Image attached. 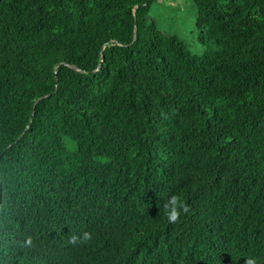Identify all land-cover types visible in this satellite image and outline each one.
Here are the masks:
<instances>
[{
  "label": "trees",
  "instance_id": "1",
  "mask_svg": "<svg viewBox=\"0 0 264 264\" xmlns=\"http://www.w3.org/2000/svg\"><path fill=\"white\" fill-rule=\"evenodd\" d=\"M159 1L0 0V264H264V0Z\"/></svg>",
  "mask_w": 264,
  "mask_h": 264
},
{
  "label": "rangeland",
  "instance_id": "2",
  "mask_svg": "<svg viewBox=\"0 0 264 264\" xmlns=\"http://www.w3.org/2000/svg\"><path fill=\"white\" fill-rule=\"evenodd\" d=\"M191 0H160L151 8V18L162 32L177 35L182 39L194 54H202L203 48L197 43L198 37L193 32V15L196 12ZM39 82H31L17 97L18 106H22L28 95L38 92Z\"/></svg>",
  "mask_w": 264,
  "mask_h": 264
},
{
  "label": "clouds",
  "instance_id": "3",
  "mask_svg": "<svg viewBox=\"0 0 264 264\" xmlns=\"http://www.w3.org/2000/svg\"><path fill=\"white\" fill-rule=\"evenodd\" d=\"M177 212L175 211V210H172L170 213H169V215H168V219L170 220V221H174V220H176V218H177ZM85 238H87V236H85ZM249 264H252V262L251 261H249Z\"/></svg>",
  "mask_w": 264,
  "mask_h": 264
}]
</instances>
